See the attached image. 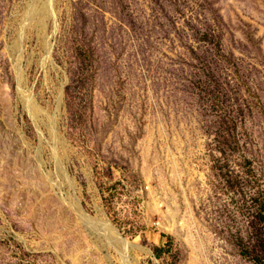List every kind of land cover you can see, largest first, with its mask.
Masks as SVG:
<instances>
[{
	"label": "rangeland",
	"instance_id": "374dc122",
	"mask_svg": "<svg viewBox=\"0 0 264 264\" xmlns=\"http://www.w3.org/2000/svg\"><path fill=\"white\" fill-rule=\"evenodd\" d=\"M243 182L264 0H0V264H253Z\"/></svg>",
	"mask_w": 264,
	"mask_h": 264
},
{
	"label": "trees",
	"instance_id": "16d2710c",
	"mask_svg": "<svg viewBox=\"0 0 264 264\" xmlns=\"http://www.w3.org/2000/svg\"><path fill=\"white\" fill-rule=\"evenodd\" d=\"M241 184V190L235 191L239 201L233 212L236 223L239 219L242 220L240 223L244 222V230L238 234L237 247L240 254L253 264H264V195L245 192L242 186L246 184Z\"/></svg>",
	"mask_w": 264,
	"mask_h": 264
},
{
	"label": "bare ground",
	"instance_id": "6f19581e",
	"mask_svg": "<svg viewBox=\"0 0 264 264\" xmlns=\"http://www.w3.org/2000/svg\"><path fill=\"white\" fill-rule=\"evenodd\" d=\"M20 80V79H19ZM31 103V102H30ZM79 215V214H78ZM104 221V220H103ZM106 227V228H105ZM105 227H104V230L106 229V230H108L109 232L108 233H110V235L112 236V239H114V241L116 242V243H118V244H120L121 246H124V249L126 250V248H128L129 247V242H127V240L126 241H124V240H122V239H118V237L117 238H113V236H119L118 234H117V232H116V230H115V228H113L111 225H109L108 223H105ZM106 232V231H105ZM107 233V232H106ZM106 233H104V234H106ZM119 246V245H118ZM117 247V246H116ZM120 248V247H119Z\"/></svg>",
	"mask_w": 264,
	"mask_h": 264
}]
</instances>
